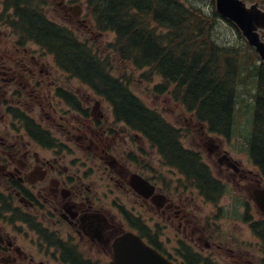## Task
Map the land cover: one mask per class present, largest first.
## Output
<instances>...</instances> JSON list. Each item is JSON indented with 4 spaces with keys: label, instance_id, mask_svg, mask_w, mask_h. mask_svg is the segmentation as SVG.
<instances>
[{
    "label": "flooded vegetation",
    "instance_id": "obj_1",
    "mask_svg": "<svg viewBox=\"0 0 264 264\" xmlns=\"http://www.w3.org/2000/svg\"><path fill=\"white\" fill-rule=\"evenodd\" d=\"M82 5L57 0L74 22L87 21ZM18 49L0 54V264H116L127 232L174 264H264L262 237L249 242L264 213L247 200L264 178L246 151L205 131L208 156L194 150L206 169L192 179L50 55Z\"/></svg>",
    "mask_w": 264,
    "mask_h": 264
},
{
    "label": "trees",
    "instance_id": "obj_2",
    "mask_svg": "<svg viewBox=\"0 0 264 264\" xmlns=\"http://www.w3.org/2000/svg\"><path fill=\"white\" fill-rule=\"evenodd\" d=\"M94 1L102 28H112L121 36L122 55L132 58L140 67L154 66L169 82H177L173 96L200 120H207L215 131L227 132L234 123L236 105L242 97L240 85H244V90L255 85L253 101L247 102L248 111L252 107L255 110L250 146L253 158L264 171V66L257 63L253 49L243 40L221 43L214 35L213 24L194 5L200 4L198 0H188L189 6L178 0ZM260 1L264 5V0ZM28 3L21 7L20 0L15 2L16 11L23 18L20 29L24 34L49 45L57 52L60 64L109 96L116 114L129 126L147 134L170 163L181 162L186 169L196 168V161L181 148L171 125L112 79L103 64L68 30L27 6ZM214 15L217 16L215 12ZM146 20L167 28L166 34H158L157 28H151ZM168 84L160 90L168 91Z\"/></svg>",
    "mask_w": 264,
    "mask_h": 264
},
{
    "label": "rangeland",
    "instance_id": "obj_3",
    "mask_svg": "<svg viewBox=\"0 0 264 264\" xmlns=\"http://www.w3.org/2000/svg\"><path fill=\"white\" fill-rule=\"evenodd\" d=\"M0 1L2 2V4H0V11H3L4 13V17L0 20V54H3L7 50L9 51V54L16 55L17 47L20 51V46H17L15 44L16 38L11 37V35L7 32L10 31V29L8 25L5 24V22L8 21L10 10L5 11L3 5L4 0ZM204 4L205 7H208L205 8L204 11L206 13H209V11L211 10L210 6H213L211 4V0H206ZM58 10H55L53 7H51L49 10H47V12L50 18L56 20L59 23H65L62 21L61 18H59L61 17V15ZM74 21H76V19H74ZM74 21L67 22L66 24H70L74 30V35L82 39L81 41L89 44L102 58L112 59V61H109L113 66V68H111V71H113V74L115 76L123 78L124 81H128L129 86L131 87L133 92L138 94L147 105L163 113L170 120V123L177 127H182L181 140L185 147H189L191 149L205 148L204 143L207 142L206 133L205 130H202L200 128V124L197 122L194 114H191L185 109L179 107V105L176 104V102L171 98L168 93L159 94L155 92L156 85L161 83L162 81L160 75L153 72L152 74H150L151 77L147 79V76H143V73H145L144 71L148 72V69L139 70L129 61H122L121 59H119L118 56L116 58V56H114L112 52H109V49L105 48L106 45L113 40L114 34H98L94 32L95 28L93 30L94 23L91 16L86 22ZM213 26L214 35L216 38H220L221 43H224L225 41L232 43H235L237 40L241 41L240 34L229 23L227 24L226 21L221 22L219 20H215L213 21ZM33 49V51L37 50L35 45H33ZM104 105V109L108 112L109 107L107 106V103L104 102ZM252 118L253 117L251 114L243 115L242 111L239 110V116H237V125L239 126V128L234 134H239L244 138H247L249 136V125L251 123ZM225 141L226 144L229 145L230 149L234 151H245L246 149L245 140V144L239 141L238 139H233L231 140V142H229L228 139H225ZM226 144L223 140V143L221 145L226 148ZM204 151L207 152V149H204ZM244 164L248 165L249 169H257L256 165H249L246 159L244 160ZM158 221L159 220L156 218L153 222ZM249 241H254V238H252L251 234L249 237Z\"/></svg>",
    "mask_w": 264,
    "mask_h": 264
},
{
    "label": "water",
    "instance_id": "obj_4",
    "mask_svg": "<svg viewBox=\"0 0 264 264\" xmlns=\"http://www.w3.org/2000/svg\"><path fill=\"white\" fill-rule=\"evenodd\" d=\"M216 7L219 13L236 24L264 61V40L261 34V31H264V9L259 3L248 4L244 0H216ZM126 239L138 243L136 250L131 253L130 264H171L157 250L144 244L138 237L129 235ZM140 247L142 250L138 249Z\"/></svg>",
    "mask_w": 264,
    "mask_h": 264
}]
</instances>
